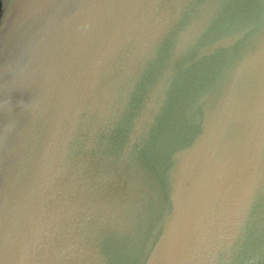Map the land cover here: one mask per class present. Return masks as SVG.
<instances>
[{"label": "water", "instance_id": "obj_1", "mask_svg": "<svg viewBox=\"0 0 264 264\" xmlns=\"http://www.w3.org/2000/svg\"><path fill=\"white\" fill-rule=\"evenodd\" d=\"M0 5V264H264V0Z\"/></svg>", "mask_w": 264, "mask_h": 264}, {"label": "trees", "instance_id": "obj_2", "mask_svg": "<svg viewBox=\"0 0 264 264\" xmlns=\"http://www.w3.org/2000/svg\"><path fill=\"white\" fill-rule=\"evenodd\" d=\"M0 7H1V5H0Z\"/></svg>", "mask_w": 264, "mask_h": 264}]
</instances>
